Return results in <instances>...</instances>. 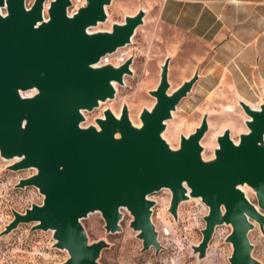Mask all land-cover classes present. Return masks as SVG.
Here are the masks:
<instances>
[{
	"label": "water",
	"instance_id": "1",
	"mask_svg": "<svg viewBox=\"0 0 264 264\" xmlns=\"http://www.w3.org/2000/svg\"><path fill=\"white\" fill-rule=\"evenodd\" d=\"M111 1L85 0L69 14L71 0L48 5L33 0L30 6L26 0H0V156L12 161L10 170L34 169L15 187L34 186L43 196L24 212L12 209L0 236L33 223L31 231H52V246L67 252L56 264H101V251L110 244L102 238L90 242L81 220L99 212L105 231L116 233L126 209L141 251L154 248L158 254L162 245L152 221L156 201L148 196L167 189V211L175 222L184 201L199 198L208 209L201 240L191 244L199 261L206 258L216 228L227 225L229 263L264 264L252 255L249 238L254 221L264 232V101L253 107L238 100L248 130L234 141L225 128L211 158L203 157L201 144L208 113L193 132L180 134L174 148L163 137L166 121L200 76L197 66L170 89L172 55H167L156 87L148 91L155 101L140 111V124L131 121L123 103L119 114L105 108L95 124L82 125L84 111L113 99L116 85L134 73L135 55L119 65L98 64L132 42L146 14L140 8L110 29H93L107 20Z\"/></svg>",
	"mask_w": 264,
	"mask_h": 264
},
{
	"label": "rangeland",
	"instance_id": "2",
	"mask_svg": "<svg viewBox=\"0 0 264 264\" xmlns=\"http://www.w3.org/2000/svg\"><path fill=\"white\" fill-rule=\"evenodd\" d=\"M49 1L46 0L45 4L48 5ZM32 2L33 0H26V5L30 6ZM158 5L159 0H112L106 6L107 20L93 29H110L112 23L122 22L125 15L133 14L140 8L145 9L146 14L144 22L136 29L132 42L126 46L135 54L134 73L125 77L123 85H116V95L113 99L101 102L91 111H84L86 119L83 126L95 124V119L103 116L105 108L119 114L123 103L128 106L131 121L140 124V111L144 107L150 108L155 101L148 91L156 85L160 64L167 55H172V58L175 56L170 63V89L191 77L198 68L193 62L195 54L186 51H204V46L197 40L162 24L156 16ZM237 79L234 73V77L226 79L229 83L223 85L214 84L218 76L198 80L191 92L178 103L172 117L166 121L163 137L167 142L174 148L178 147L180 134L188 135L193 132L204 113H208V130L201 139L204 158L213 156L217 146L216 137L225 128H229L231 138L238 141L239 135L248 130L245 124L247 115L238 100L249 95L248 103L258 107V104L264 101V95L262 88L257 96L251 91L249 93L247 90H236L234 81ZM11 163V160L0 156V232L13 218L12 209L24 212L32 203L39 204L43 199L34 186L15 187L20 178L33 174L35 170H10L7 166ZM244 190L250 201L256 204L254 192L249 187ZM150 198L158 201L152 214V221L162 245L158 254H155L154 248L141 251V240L129 226L132 216L126 209H122L121 230L116 233L105 231V221L99 212L90 213L81 220L90 242L102 238L110 244L101 251V264H230L228 256L232 251L231 245L224 241V237L231 230L227 225L216 228L206 258L199 261L192 252L191 244L201 240V229L205 224L203 215L208 211L200 199L193 198L182 202L178 208V220L175 222L167 211L170 200L168 190L153 193ZM32 225L33 223H21L10 233L0 236V264H56L68 257L65 250L52 246V231H31ZM166 231H169V234L166 235ZM249 238L254 246L252 255L264 263V232L255 221Z\"/></svg>",
	"mask_w": 264,
	"mask_h": 264
},
{
	"label": "crops",
	"instance_id": "3",
	"mask_svg": "<svg viewBox=\"0 0 264 264\" xmlns=\"http://www.w3.org/2000/svg\"><path fill=\"white\" fill-rule=\"evenodd\" d=\"M156 16L204 46L185 50L195 54L200 79L218 76L214 84L223 85L235 73L236 90L258 95L264 86V0H159ZM242 99L250 102L249 95Z\"/></svg>",
	"mask_w": 264,
	"mask_h": 264
},
{
	"label": "built area",
	"instance_id": "4",
	"mask_svg": "<svg viewBox=\"0 0 264 264\" xmlns=\"http://www.w3.org/2000/svg\"><path fill=\"white\" fill-rule=\"evenodd\" d=\"M71 3H72V5L68 8V13L69 14H72L73 12H75L77 10L78 7L84 5L85 4V0H71ZM130 55H135V54H134L133 50H131V49H129V48H127L125 46V47L119 48L116 52H114L112 54L104 55L100 59L98 64L112 63L113 65H119V64L123 63ZM162 190H167V189H162ZM148 197L150 198V196H148ZM197 199H199V198H197ZM157 204H158V201H156V205ZM168 205H169V203H168ZM168 205H167V207H168ZM154 207H153V212H154ZM164 233L167 235V234H169V231H166Z\"/></svg>",
	"mask_w": 264,
	"mask_h": 264
}]
</instances>
